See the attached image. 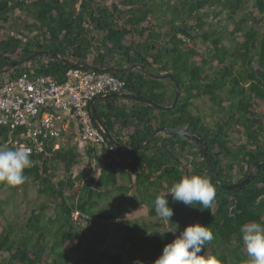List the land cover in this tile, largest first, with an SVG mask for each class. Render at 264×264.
Wrapping results in <instances>:
<instances>
[{
	"label": "trees",
	"instance_id": "obj_1",
	"mask_svg": "<svg viewBox=\"0 0 264 264\" xmlns=\"http://www.w3.org/2000/svg\"><path fill=\"white\" fill-rule=\"evenodd\" d=\"M11 1L0 0V71L47 51L71 63L104 67L108 58H117L127 66L141 64L155 75L170 73L181 92L173 108L170 80L167 90L161 80L139 70L110 73L126 82L128 93L169 107L134 102L125 108L116 106L115 99L97 103L98 118L114 139L133 148L162 127L195 133L206 144L216 178L226 185L241 182L264 163V36L258 30L264 23V0H163L167 10L172 7L165 18L153 11L154 0H84L80 10L91 8L84 26L74 7L78 0L9 7ZM24 17L32 20L25 22ZM16 19H22L28 37L4 30V24ZM241 36V42L228 46L230 38ZM43 57V62L35 57L10 68V77L28 73L61 82L68 69L81 68ZM202 99L221 118L207 123L192 113ZM117 130L125 132L119 135ZM73 134L69 130L66 138ZM233 134L240 138L236 143L230 141ZM10 135L0 127V146L8 147ZM53 144L49 141L44 153L31 155L32 166L24 173L29 180L23 185H34L47 201L34 204L24 221L4 215L3 205H13L14 198L0 201V264H154L166 244L197 222L214 234L205 245L207 255L221 264H242L247 252L240 226L264 223V165L247 186L226 191L210 178L202 148L191 138L162 132L135 153L89 146L81 151L72 139L58 149ZM84 158L92 176L83 171L74 175ZM191 175L206 176L215 185L211 208L185 206L169 194L174 215L164 225L121 219L139 206L156 217V196H166L175 182ZM7 188L16 189L0 183V191ZM199 215L202 219L196 221ZM108 234L120 242L121 252L99 250Z\"/></svg>",
	"mask_w": 264,
	"mask_h": 264
},
{
	"label": "built area",
	"instance_id": "obj_2",
	"mask_svg": "<svg viewBox=\"0 0 264 264\" xmlns=\"http://www.w3.org/2000/svg\"><path fill=\"white\" fill-rule=\"evenodd\" d=\"M37 1L13 0L8 6H30ZM9 72L0 79V127L11 134L8 147L26 146L31 155L44 153L46 143L59 139L72 119L84 145L109 152L116 148L95 125L91 103L100 96L127 93L124 80L109 72L81 68L68 69L61 82L28 73L12 78Z\"/></svg>",
	"mask_w": 264,
	"mask_h": 264
},
{
	"label": "clouds",
	"instance_id": "obj_3",
	"mask_svg": "<svg viewBox=\"0 0 264 264\" xmlns=\"http://www.w3.org/2000/svg\"><path fill=\"white\" fill-rule=\"evenodd\" d=\"M30 157L31 149L26 146H0V183L11 187L25 184L29 180L24 174L25 169L33 163ZM169 194L173 202L189 207L198 203L204 209H209L216 198V187L206 176L181 177L170 187L166 196L157 195L153 201L155 214L166 221H170L174 215L173 208L169 206ZM239 233L247 252L242 264H264V223L246 222L240 226ZM213 239L214 234L208 226L198 222L189 225L164 246L154 264H221L215 256L207 255L204 251L205 245Z\"/></svg>",
	"mask_w": 264,
	"mask_h": 264
},
{
	"label": "water",
	"instance_id": "obj_4",
	"mask_svg": "<svg viewBox=\"0 0 264 264\" xmlns=\"http://www.w3.org/2000/svg\"><path fill=\"white\" fill-rule=\"evenodd\" d=\"M38 56H45V57H49V58H54V59H59L65 63H67L68 65L72 66V67H81L87 70H94V71H104V72H109V73H121V72H130V71H134V70H139L142 73H144L145 75H147L150 78H154V79H158V80H162V79H168L172 82V85L175 88V94H174V98L171 104V108H173L180 96V90L177 86V83L174 81L172 75L170 73L167 74H160V75H155L152 74L147 68L143 67L141 64H131L128 65L126 67L123 68H115V67H111L108 65H105L104 67H98V66H92L90 64L84 63V62H75V63H71L68 62L66 60H64L63 58H61L59 55L54 54V53H50L47 51H41V52H35L32 55H30L27 58H22L19 60H16L14 62H12L10 64V67L6 68L5 70L0 72V79L1 76L7 72H9L10 68L19 66L21 64H25L28 61L32 60L35 57ZM109 99H120V100H131V101H136V102H143L148 104L149 106L156 108V109H168L169 107H165V106H159L153 102H150L148 100H144L142 98L136 97L130 93H115V94H108V95H104V96H100L97 97L96 99H94L91 103V112H92V116L94 119V123L96 124L97 128L103 132L105 138L107 139V141L114 145L117 149L127 152V153H135L137 150L142 149L145 145H147L148 143H150L153 138L155 136H157L158 134H161L162 132H166L169 134H173V135H177L183 138H191L192 140H194L195 142H197L201 148H202V152H203V158L207 167V171L209 173L210 178L216 183L218 184V186L226 191H235L241 188H244L245 186H247V184L253 179V177L255 176L256 171L262 166L264 165V163L258 164L256 166V169H250L247 174L245 179H243L241 182L236 183V184H232V185H226L223 184L222 182H220L214 173L213 167L211 165V161L208 157L207 154V147L206 144L204 143V141L202 140V138L199 137V135L192 133L190 131L184 130V129H176V128H167V127H162L158 130L153 131L150 135H148L144 141L133 147V148H128L127 146H125L124 144H122L121 142L117 141L116 139H114L105 129L104 124L99 120L98 115L96 113V107L94 105L96 100H109Z\"/></svg>",
	"mask_w": 264,
	"mask_h": 264
},
{
	"label": "rangeland",
	"instance_id": "obj_5",
	"mask_svg": "<svg viewBox=\"0 0 264 264\" xmlns=\"http://www.w3.org/2000/svg\"><path fill=\"white\" fill-rule=\"evenodd\" d=\"M154 4L155 8L153 11H157V13L163 18H165V16L167 17L169 15V11H171V4H169L168 6L170 7V10H167V4L165 2H163V0H154ZM166 6V7H165ZM160 7V9H159ZM250 6H248L245 11L248 12L250 10ZM158 14L156 16H158ZM155 18V17H154ZM20 20H12L10 21V24H4V30L6 29V31H10L12 33H19L21 36H25L28 37V31H26L22 24L19 23ZM23 20L25 22L30 23V19L24 17ZM205 20L208 22L211 20V18L207 17L205 18ZM11 25V26H10ZM34 30V29H33ZM259 30V35L260 36H264V23L258 27ZM226 35V34H225ZM103 36V35H102ZM227 36V35H226ZM0 38H3V36H1ZM242 41V36L236 39H229L227 41L228 46L229 47H233L235 44L239 43ZM198 48L200 50H203L202 45L198 44ZM35 53V52H34ZM38 61H44V57H40L38 56ZM29 65V64H27ZM106 65H110L111 67H115V68H119L121 67V62H116L113 65L108 63ZM161 83H165V84H169V81L167 79H162ZM172 88L174 86H171ZM217 109L216 108H212L211 104L206 100V99H202L198 102H196L195 106L192 108V113H199L201 114V116L203 117V120L207 123H210L212 120L217 119L218 117L221 118L222 114L221 113H217ZM213 112L216 113L217 116L213 115ZM240 138L236 135L233 134L231 136L230 141L233 143H236L237 140H239ZM82 165V164H81ZM88 168L87 167V160L85 159L83 162V167L79 166L78 169L77 167L75 168L77 170V172L82 171L83 169ZM9 196H11V198H14V203L12 204H8V205H3L5 206L4 208V215L7 217H13L16 220H20V221H24L23 218H25L28 213L30 208L34 205V204H41L43 202L47 201V198L44 196H40L37 193L36 187L32 184H26V185H22V186H17L15 190H12L11 188H7L4 189L3 191H0V201H4L5 199H7ZM11 203V202H10ZM1 204V202H0ZM142 214H140L138 212V214L136 215V217L140 218V217H144L145 216V210L143 212H141ZM15 215H17L18 217H14ZM140 215V216H139ZM133 219V218H131ZM141 221V220H139ZM162 225H164L163 221H161ZM230 262L228 261V264ZM231 264V263H230Z\"/></svg>",
	"mask_w": 264,
	"mask_h": 264
},
{
	"label": "crops",
	"instance_id": "obj_6",
	"mask_svg": "<svg viewBox=\"0 0 264 264\" xmlns=\"http://www.w3.org/2000/svg\"><path fill=\"white\" fill-rule=\"evenodd\" d=\"M83 1L84 0H78L74 4V7L76 9L77 15L79 16L78 19L80 21V24L84 26V22L86 21V15H88L87 14V10H89L91 8H87V10H80L81 9V4H82ZM95 1H97V0H95ZM85 2L87 4L89 3L88 0L85 1ZM31 20L32 19L30 18V21ZM167 29H168V27L165 26L164 29H163V32L166 33L167 32ZM94 33L96 34V32H94ZM128 40H129V38H126L125 39V42H127ZM106 61H108V63H110L112 65L114 63H116V62H121V66L122 67H126L127 66L126 64H124L125 62H122L120 59H117V58H108ZM40 62H43V60L40 61ZM162 84L165 86V88L167 90H169V87H167V84H165V83H162ZM109 100H112V99H109ZM115 100H116V102L114 104L116 106L125 107V108H130L131 106H133L134 102H136V101H131V100H120V99H115ZM101 101H106V100H96L95 103H94V105L96 106V104L99 103V102H101ZM71 129H74V134H73L72 138H66L67 137V133ZM124 132L125 131H122V130H117L116 131V133L117 134L119 133V135L120 134H124ZM69 139L70 140L72 139L77 144V146L79 147V149L81 151H83V149L87 147L86 145H84L83 143H81L79 141V139H78V129H77L76 123L72 119L71 120H68L67 127H66L65 131H62L61 137L59 139H57V140H53V142L56 145V147L59 148V147H64L65 142L67 140L69 141ZM57 148H55V149H57ZM84 160H85V158L82 161V165L80 164V165L76 166L77 169H78L79 166H82L83 167ZM82 171L84 173H87L88 175H91V176L93 174V172L90 173V171L87 168L83 169ZM74 172H75L74 173V175H75V174H78L81 171L77 172V170L75 169ZM144 210L146 212V207L145 206H139L135 210H132L128 214H126L125 216H123L121 219H123V220H132L131 218H137L136 215L138 214V212L140 214H142L141 212H143ZM116 222H118V221H116ZM146 222L155 223L156 221H146ZM104 240L105 241H104L103 245L102 246H99V250L100 251H105L108 254H116V253H119V252L122 251V247L120 245V242L117 239L113 238V236L111 234L106 235ZM131 264H137V262H134V263H131Z\"/></svg>",
	"mask_w": 264,
	"mask_h": 264
},
{
	"label": "flooded vegetation",
	"instance_id": "obj_7",
	"mask_svg": "<svg viewBox=\"0 0 264 264\" xmlns=\"http://www.w3.org/2000/svg\"><path fill=\"white\" fill-rule=\"evenodd\" d=\"M11 71V70H10ZM198 144V143H197ZM199 145V144H198ZM200 146V145H199ZM201 147V146H200ZM202 219V216L199 215V218L197 217L196 221H201ZM133 221H136V220H141V221H166V220H162L161 218H159L158 216L156 217H149L148 214H147V208H146V212H145V216L144 217H138V218H133L132 219ZM232 247L235 248L236 247V244L235 242L233 241V244H232Z\"/></svg>",
	"mask_w": 264,
	"mask_h": 264
}]
</instances>
